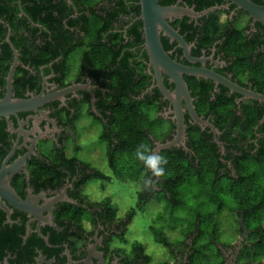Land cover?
<instances>
[{
  "label": "flooded vegetation",
  "instance_id": "af4514ba",
  "mask_svg": "<svg viewBox=\"0 0 264 264\" xmlns=\"http://www.w3.org/2000/svg\"><path fill=\"white\" fill-rule=\"evenodd\" d=\"M250 1L264 7V0ZM159 5L194 14L166 21L181 40L160 35L172 62L264 95L255 79L264 63V26L227 0H160ZM140 12L139 0H0V101L24 103L0 117V264H67L69 259L82 264L89 256L95 264L94 255L105 264H152L144 251L136 256L133 248L125 253L115 244L134 216L127 219V212L118 218L109 202L112 218L103 205L109 200L90 202L84 195L92 179L105 185L110 176L118 178L109 155L119 149L115 114L124 102L144 118L148 154L175 137L174 107L158 88ZM165 73L159 71L161 83L173 93L174 84ZM182 79L195 115L217 133L196 124L182 101L183 145L157 155L182 152L198 167L196 148L204 143L222 165L218 172H209L214 180L226 175L237 179L233 160L226 157L236 154L238 143L228 137L243 141V149L254 146L251 153L262 137L257 132L262 124L254 128V138L241 141L238 132L245 122L243 107L251 102L211 80ZM82 143L90 160L95 150L105 153L111 175L79 157ZM140 178L151 199L161 192L175 206L151 168L144 167ZM237 219L238 228L242 218ZM238 229L228 244L209 236L216 249L207 256L208 264H247L242 253L250 232L246 227V237L236 244L243 232ZM183 235L186 240L166 247L172 262L167 257L158 264H199L193 249L199 223Z\"/></svg>",
  "mask_w": 264,
  "mask_h": 264
},
{
  "label": "trees",
  "instance_id": "16d2710c",
  "mask_svg": "<svg viewBox=\"0 0 264 264\" xmlns=\"http://www.w3.org/2000/svg\"><path fill=\"white\" fill-rule=\"evenodd\" d=\"M261 71L255 76L256 82L261 84V88L264 89V63L260 62ZM262 91V89H261ZM251 102L249 105L243 107L245 113V122L241 130H238L240 133L241 141L245 139V137L254 138V128L259 124L260 120L264 116V105H260V103ZM127 103L121 104V108L117 109L116 111V134L118 140L120 141L119 149L113 155H109V166L110 168L117 172L116 175L120 173L117 166L122 161H128L131 163L133 160L136 161L137 173H141L146 167L144 161H141L137 158V151L141 150L144 151L150 148L148 147V139L141 128V121L144 119L140 112L136 111L135 114L131 112L128 108ZM132 113L133 115H130ZM236 123L240 124V119L236 118ZM136 122V125H135ZM258 133L262 135L259 140V145L257 147V151L254 153L252 152V148L243 149L244 146L242 142L239 140H234L229 136V140L234 143H238L236 147V154L230 155L231 157H226V159L233 160V166L237 172V179L230 178L228 175L222 176L218 181L225 182V189L218 188L216 189L217 180L211 176V180H203L200 179L197 184H204V187H213L214 191L212 194L213 202L215 203L216 214L220 213L224 209V203H216L217 201H222L220 198V192L222 196L224 193L230 198L232 201L234 208L233 212H235L236 217L242 218V223L247 227L248 231L250 232L248 238V246L245 247L244 252L242 253V259L248 264L255 263V264H264V122L261 126L258 127ZM246 140V139H245ZM241 144V145H239ZM143 146V148H141ZM209 146L201 143L197 145L196 148V155L199 158V168L197 164L195 165L192 161L189 160L187 156H185L182 152L176 153L172 156L171 153H164L162 156L167 159V164L163 165L164 172L161 177L160 186L166 185V193L167 195L176 201L175 204L181 202L177 199L179 186L186 185L189 182V179L194 177L193 175L198 173V175L203 174L204 171L209 172H218L219 169L222 167L220 161L217 159V154ZM148 154V153H147ZM130 159V160H129ZM208 162H205V161ZM75 161V159H72ZM123 163V162H122ZM130 165V163H129ZM124 168V167H123ZM130 169L131 168H125ZM200 172V174H199ZM97 178L98 176H93ZM130 179H134L136 177L128 176ZM119 179L124 178L123 176H118ZM127 178V176H126ZM91 178L85 179L81 182V185H84L90 181ZM206 184V185H205ZM209 184V186H208ZM79 186V187H80ZM203 187V188H204ZM150 198L146 191H142L138 194V207L143 210L146 200ZM105 206V210L112 218L114 217L113 208L110 205L109 201L103 202ZM177 206V205H176ZM174 205L169 204L170 212H174L175 207ZM135 215V211L132 209L130 212L127 213V219L132 218ZM78 217H73V221L76 223L78 221ZM199 218V216H198ZM199 223V235L202 233V229L200 227V218L198 219ZM213 221L216 222L215 219ZM196 225V224H195ZM239 225V223H238ZM239 228V229H238ZM236 228L239 231L241 230L240 226ZM237 230V232H238ZM191 234V231H187ZM214 232L216 230H212L209 233L210 237H213ZM198 235V236H199ZM161 244L164 247H172L167 239H162ZM195 245V240L193 242V249L196 252V257L200 253H203L205 249H199ZM132 252L136 253V256L139 254H143V250L140 245H134ZM195 257V259H196ZM194 259V260H195Z\"/></svg>",
  "mask_w": 264,
  "mask_h": 264
},
{
  "label": "rangeland",
  "instance_id": "374dc122",
  "mask_svg": "<svg viewBox=\"0 0 264 264\" xmlns=\"http://www.w3.org/2000/svg\"><path fill=\"white\" fill-rule=\"evenodd\" d=\"M82 144L83 152L79 154V157L88 161L90 158L85 151L87 146L84 143ZM89 148L92 149L93 147ZM90 161L95 168L101 167V171L108 176L111 175L109 174L104 152L95 150L94 156ZM205 162L208 161L206 160ZM136 165L135 160L132 163L128 161L127 164L120 162L117 166L120 172L118 176H127V178L113 179L110 176L105 185L97 179H92L84 191V195L90 202L98 203L109 200L117 210L118 218H123L132 209L135 211L132 223L124 238H119L115 243L117 247L122 248L125 253H129L134 245H140L147 257L151 259L152 264H158L167 257H170L169 250L161 244V240L167 239L173 244L181 242L182 239L183 241L186 240L183 234L193 230L195 224L198 223V216L200 218L202 233L195 239V245L199 249H205L195 259L199 264L211 263V260L208 259L206 261V258L210 253L211 256L215 253L216 248L209 237V233L212 230H216L212 237L213 240H219L223 244H228L235 240L238 216L236 217L235 212H233L234 205L230 198L225 193L222 196V191L220 192L222 201H217L216 203L223 202L224 209L216 214L217 207L212 199L214 196L212 194L214 191L213 187L206 188L204 184H197V181L199 182L200 179L205 181L211 180L208 170L200 175L194 174V177L189 179L186 185L179 186L180 190L177 199L181 204H175L177 206L174 212L171 213L168 207L170 201L165 199V202L162 199L165 196L161 192L157 195H152V199L148 198L144 204L145 206L142 207L143 210L138 207V194L143 191L144 181L141 178L138 179L141 177V173H137L139 167ZM125 168H131V170ZM113 172L118 177L116 175L117 172ZM128 176L136 178L132 180ZM220 187L224 191L225 182L218 181L216 189ZM170 258L169 261L172 262Z\"/></svg>",
  "mask_w": 264,
  "mask_h": 264
},
{
  "label": "water",
  "instance_id": "95a60500",
  "mask_svg": "<svg viewBox=\"0 0 264 264\" xmlns=\"http://www.w3.org/2000/svg\"><path fill=\"white\" fill-rule=\"evenodd\" d=\"M160 0H139L140 4V18L143 22V29H144V37H145V45L147 48V53L150 60L153 62V67L155 73L157 75V83L158 88L160 89L161 93L164 97L171 102L174 107V112L176 116V129H175V137L174 140L166 145H158L154 150L152 155H157L160 150H165L171 147H176L178 143L183 145L184 137V124H183V117H182V101H184L186 108L189 111L190 116L195 120L196 124L200 126H207L212 130L214 134L217 133L210 125L206 124L205 122L201 121L195 115L192 105L191 99L189 97L187 87L182 79V76H192V77H202L204 79H208L213 81L216 85H221L227 88L231 93H236L240 95L245 100L253 101L257 103H264V95L251 93L248 91H244L232 83L225 82L218 76L213 73L206 72L204 70H197L192 71L186 68H183L174 62H172L163 52L162 46L160 44V35L161 33L163 36L171 37L172 40H176L181 43V40L177 37V35L171 30V28L167 24V20H170L173 17L177 16H188L193 17L194 14L191 10L188 9H181L177 6L174 7H161L159 5ZM236 8L243 10L253 22L260 23L264 26V7H260L255 5L250 0H227ZM13 68H11L12 71ZM162 70L169 78L171 79L172 83L174 84L173 93L168 92L165 87L162 85L159 71ZM8 85L10 87V78ZM24 105L23 102L19 101H11L9 98H5L3 101H0V117L6 116L8 114H12L13 111L11 108H22ZM264 122V116L259 122L261 125ZM240 228L243 230L242 235L238 239L236 244H240L241 241L246 237V226L242 223V220L239 219ZM97 263L95 264H105L102 258L98 255L93 256ZM67 264H76L72 262L70 259L68 260ZM82 264H94L89 256ZM115 264V263H113Z\"/></svg>",
  "mask_w": 264,
  "mask_h": 264
},
{
  "label": "clouds",
  "instance_id": "9594fccd",
  "mask_svg": "<svg viewBox=\"0 0 264 264\" xmlns=\"http://www.w3.org/2000/svg\"><path fill=\"white\" fill-rule=\"evenodd\" d=\"M141 148H143V146H141ZM137 156L141 161H144L146 166L151 168L154 175L160 176L163 174V165L167 164V159L165 157L160 155L147 154L146 150H138Z\"/></svg>",
  "mask_w": 264,
  "mask_h": 264
}]
</instances>
